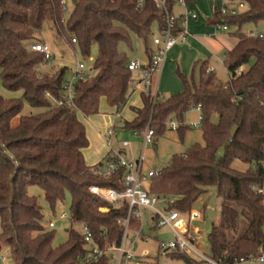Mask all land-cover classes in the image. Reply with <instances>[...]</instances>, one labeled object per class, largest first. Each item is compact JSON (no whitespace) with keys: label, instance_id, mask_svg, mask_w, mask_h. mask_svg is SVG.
<instances>
[{"label":"trees","instance_id":"trees-1","mask_svg":"<svg viewBox=\"0 0 264 264\" xmlns=\"http://www.w3.org/2000/svg\"><path fill=\"white\" fill-rule=\"evenodd\" d=\"M70 1L73 8L66 19L65 0H0L2 82L6 89L22 92L21 98L12 99L0 94V248L7 246L11 264H78L87 252L82 233L73 227L67 229L64 243L53 244L54 230L43 224L38 198L28 194L32 185L44 191L52 208L69 195L70 222L86 223L100 246L119 242L123 232L116 217L124 214V208H115L90 191L93 184L121 189L123 170L112 178L93 172L97 165L86 161L89 138L79 113L97 114L103 99L115 113L122 112L131 95L133 71L128 67L132 58L120 46L131 47L132 35L143 38L149 59L153 24L161 32L166 23L152 0L143 10L134 0ZM233 1L246 7L234 16L222 15L216 8L208 20L237 26L236 43L225 56L229 80L219 82L206 61L200 64L198 83L177 68L183 89L155 102L141 92V107L133 106L134 118L122 125L138 132L150 126L155 144L169 128L166 122L171 115L183 123L191 107L201 104L204 144L195 143L184 154L174 155L152 177L149 191L173 196L170 207L189 213L206 188L215 186L221 207L209 234L210 256L223 264L257 256L264 246V36L242 32L244 23L264 19V0ZM44 24H49L55 39L65 38L84 56L97 47L94 73L73 85V104L56 103L64 99L67 68L48 69L45 54L32 49ZM180 27L177 20L174 32ZM242 67L245 70L237 74ZM24 101L46 109L23 115L12 125ZM186 128L190 126L181 124L177 130ZM236 159L249 167L234 169ZM171 257L185 264L204 263L186 253ZM89 264H108V258Z\"/></svg>","mask_w":264,"mask_h":264},{"label":"built area","instance_id":"built-area-1","mask_svg":"<svg viewBox=\"0 0 264 264\" xmlns=\"http://www.w3.org/2000/svg\"><path fill=\"white\" fill-rule=\"evenodd\" d=\"M115 1V0H111ZM157 8L163 12L165 20V27L159 34H153L152 37V51L148 62L143 64L137 59L130 60L128 67L130 70H140L141 79L140 84L143 87V92L148 95L153 102H155L160 95L156 77L161 74L168 52L179 42H184L189 36L187 28V19L189 17L196 18L197 15L188 6V0H152ZM136 8L143 10L148 0H134ZM175 6L182 8V14H177L174 10ZM243 2H238L231 5L223 4L219 7L222 15L234 16L238 15L244 8ZM179 20L180 29L177 33L176 21ZM215 27L220 30H226L227 24L216 23ZM248 35H258L263 37L262 33L255 34L250 32ZM73 42H76L74 37H71ZM32 49L41 51L45 54V58L50 63L54 57L49 44L40 41L32 45ZM212 71V69H209ZM242 68L237 69L235 72L239 74ZM90 75L84 71V64L79 62L76 70L73 73L72 80L67 81L65 84L64 99L56 101L58 105L63 103L73 104V85L78 80L85 81ZM190 110L198 112L196 120H187L180 123L171 115L166 122L170 129H178L181 124L190 127L202 126V110L201 104L193 105ZM189 110V111H190ZM116 127H109L106 132V139L109 145L103 163L97 165L93 172L103 178H112L119 171L123 170V177L121 179L122 188L116 189L112 187H103L93 184L90 186V191L104 201H107L115 208H124V214L116 217L117 224L123 227L122 236L119 242L108 243L100 246L95 240V236L90 227L81 222L82 235L86 243V254L80 259L78 264H89L99 261L102 257L108 258V264H159V256H172L176 253H186L190 256L195 255L205 264H223L216 261L211 256H205L198 250V243L202 240L200 229L194 225V222L202 217L198 210H191L187 213L186 217L182 216V212L178 209L171 208L170 205L174 202V197L170 195L159 196L152 194L149 191V185L154 175L159 174L160 171L144 170V148L147 144L153 142L154 130L148 126L142 132L130 131L135 136H141L144 142V148L135 159L126 158V149L131 145V141L122 140L118 149L112 148L111 139L116 135ZM259 189V192H262ZM101 211H109V207H101ZM149 209L152 212L151 221L153 222L152 228L168 227L174 234V238L169 241H159L157 250L158 257L154 258L148 255L147 251H142L139 254H134L133 250L136 248L137 242H145L149 236L143 233L142 218L143 210ZM68 215L63 212L60 215L61 219H65ZM134 223H139L134 226ZM56 223L50 221L49 228H54ZM132 234V236H131ZM9 257L0 254V264H10L7 262ZM194 258V257H193ZM256 261L257 264H264V246L259 248L257 256L249 255L242 257L235 261V264H244L247 262Z\"/></svg>","mask_w":264,"mask_h":264},{"label":"rangeland","instance_id":"rangeland-1","mask_svg":"<svg viewBox=\"0 0 264 264\" xmlns=\"http://www.w3.org/2000/svg\"><path fill=\"white\" fill-rule=\"evenodd\" d=\"M66 1V7L64 12V17L67 19L72 8L73 4L70 0ZM227 1V0H225ZM238 3V2H237ZM179 9V7H178ZM212 19V18H211ZM234 26L231 27L230 32L234 31ZM153 34H159L156 24H153ZM226 32V31H225ZM242 32L249 34L253 32L255 34L262 33L264 35V19L254 22L244 23L242 26ZM36 39L35 42L43 41L51 47V50L54 54L53 59L50 64L47 66L48 69H59L62 67L67 68L66 81H71L73 73L76 70V66L79 62L84 64V71L88 75L94 73V64L97 58L98 50L94 46L91 49L89 55L84 56L80 48L76 46L75 48L67 44L66 39L58 38L55 39L53 35V30L49 24H44L43 28L39 33L34 36ZM151 40V37H150ZM152 44V41H150ZM179 42L178 44H181ZM121 49L125 51L130 58L137 59L141 63L147 58L145 52V44L143 38H140L136 35H132V46L129 47L126 44H121ZM198 59V58H197ZM199 61H194L190 69L185 72L181 68V64L176 63V68L174 74L165 79L166 83L172 85L171 87L175 89L176 86L180 87V92L183 89V82L179 74L177 73V68L183 71L187 75V78L194 83H198L200 80V64L202 60L206 61V66L209 68L212 66L214 68L213 74L216 76L219 82L226 83L229 80V72L225 66V50L218 52L213 55L201 54ZM201 60V61H200ZM248 66H246L247 68ZM245 69V68H244ZM133 82L130 87V92L133 93L129 99V105H135L141 102V92L143 87L140 83H137L141 78V72L139 70H134L133 72ZM160 78V77H159ZM164 83V78H163ZM159 89V88H158ZM160 95H172L168 92H164L162 89H159ZM176 93V92H175ZM0 94L6 99L12 98H21V91H11L6 89L2 82V70L0 67ZM127 105L121 112V114L115 113V110L111 108L106 101L103 99L100 105V111L97 114L84 116L79 113L80 119L85 123L87 129V135L89 138V145L84 150V154L87 157L89 162L93 161L96 158V152L101 147L102 144L105 147H109L106 139V132L109 127H116V135L111 139V147L118 149L122 140L131 141V145L126 149V158L135 159L139 157L143 148L144 142L141 136H135L132 133H124L123 130L119 128V122L126 118L128 119L133 111L131 106ZM44 107H33L26 101L23 103V108L21 112L16 115L12 120V125H17L19 123L20 117L23 115H31L44 111ZM198 118V112L196 110H190L184 118V122L187 120H196ZM214 122L218 121V116L214 115L212 117ZM200 143L204 144L203 131L201 127H190L184 130L170 129L168 128L164 134L158 136L153 142L146 145L144 148V170L148 172L149 170L160 171L162 168L167 167L174 155L184 154L188 148L193 144ZM223 153V149L220 150L219 154ZM232 167L236 170L244 171L249 167V164L243 162L242 160L236 159L232 163ZM28 194L36 196L39 203L42 206L43 213V224L48 227V223L53 221L56 223L54 228V240L53 244L55 246L64 243L67 240L68 233L67 229L73 227L79 232H82V226L80 223H71L70 216V206L71 198L69 195L66 196L65 200L61 203H58L54 208L51 207L48 200L45 197L44 191L37 185H32L28 187ZM220 207H221V198L218 196L217 188L215 186H209L196 201L192 210H198L201 212L202 217L194 222V225L200 229L202 240L198 243V250L205 256L211 255V244L209 241V234L212 231L213 225L218 222L220 217ZM65 212L68 217L61 219L60 215ZM187 213H182L183 217H186ZM152 212L149 209L143 210L142 218V230L143 233L149 236V239L145 242H137L136 248L133 250L134 254H139L142 251H147L148 255L154 258L158 257V244L159 241H169L174 238L173 232L168 227H158L152 228L154 225L151 221ZM0 232H1V223H0ZM132 236V234H131ZM0 254L7 255L9 258L7 262L11 264V258L9 256V251L7 246L0 248ZM195 259L199 260L198 256L192 255ZM159 264H185L182 259L172 258L170 256H159ZM205 264V263H201ZM244 264H257L256 261L247 262Z\"/></svg>","mask_w":264,"mask_h":264},{"label":"crops","instance_id":"crops-1","mask_svg":"<svg viewBox=\"0 0 264 264\" xmlns=\"http://www.w3.org/2000/svg\"><path fill=\"white\" fill-rule=\"evenodd\" d=\"M235 3L237 2L233 0H227V1L225 0H188L189 8L194 13H196L197 17L196 18L189 17L187 19L186 24H187V28L189 31V36L184 42H182L181 44H176L168 52L164 66L161 71V74L155 79L159 89H162L164 92H168L169 94H175V92L178 93V91L180 90L179 86H176L175 89H173L171 87L172 85L165 82V79H167L169 76L174 74L176 63L177 64L180 63L181 68H183V70L187 72L195 60L199 61L198 59L203 53L205 55L206 54L213 55L215 53L217 54L218 52H222L223 50H225V56H226L227 52L236 43L237 39L234 33L237 30V26L228 25V28L226 30H223V29L218 30L215 27V24H209L208 20L214 17L216 8H219L223 4L231 5ZM178 7L179 6H175L174 8L175 12L177 14H182L183 12L182 8L179 7L178 9ZM245 7L246 6H244V8ZM232 26H234L235 28H234V31L230 32ZM204 61L205 60H202L201 62H204ZM147 62H148V57L146 58L143 64ZM244 68L245 67H242V70H245ZM208 69H212V71L214 70L212 66H210ZM163 78H164V83H163ZM132 82H133V79L130 83V87H131ZM139 82L140 80H138L137 83ZM133 91L134 90L131 91V95ZM162 96L166 97L169 95L162 94ZM127 105H129V100H128ZM141 105H142V99H141V102H139L138 104L129 105V106H131V109H132L133 106L141 107ZM119 114H121V112ZM134 116H135V112L133 111L132 115L128 119L124 118L120 122H119V119L121 118V115L119 116L118 118L119 128L123 130L124 133H131V132L130 130H126L122 128L123 122L125 120L133 119ZM107 151H108V147H105V145L102 144L101 147L96 152L97 154L96 158L91 162H89L87 160L86 155L85 154L84 155L89 165H100L103 163V159Z\"/></svg>","mask_w":264,"mask_h":264}]
</instances>
